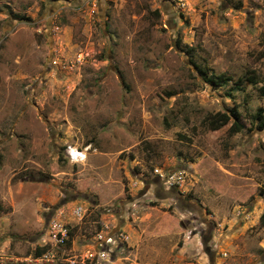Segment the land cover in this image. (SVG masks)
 <instances>
[{
    "label": "rangeland",
    "instance_id": "rangeland-1",
    "mask_svg": "<svg viewBox=\"0 0 264 264\" xmlns=\"http://www.w3.org/2000/svg\"><path fill=\"white\" fill-rule=\"evenodd\" d=\"M260 108L264 0H0V264L82 262L117 229L122 249L84 264H264Z\"/></svg>",
    "mask_w": 264,
    "mask_h": 264
},
{
    "label": "built area",
    "instance_id": "built-area-1",
    "mask_svg": "<svg viewBox=\"0 0 264 264\" xmlns=\"http://www.w3.org/2000/svg\"><path fill=\"white\" fill-rule=\"evenodd\" d=\"M97 150L91 143L83 146H75L73 144H67L64 149V153L68 161L72 164L85 163L91 154ZM156 176L166 185L168 188L175 187L184 182L185 173L183 171H175L171 173L164 172L163 170L156 168L154 170ZM84 211L83 208L78 206L74 210L75 217H82ZM103 231L110 230L108 226L101 224ZM49 236L52 238L54 246H64L67 244L70 237V230L65 223L52 219L49 222ZM128 242V236L125 231L121 229L107 231L105 237L98 242V250L92 254L90 252L84 255V259L93 258L95 261L108 262L111 260L114 250L122 249L123 244ZM75 260L74 258L63 259L56 250H45L39 255L35 254L27 258L29 264H62V261H66L67 264H84Z\"/></svg>",
    "mask_w": 264,
    "mask_h": 264
},
{
    "label": "trees",
    "instance_id": "trees-1",
    "mask_svg": "<svg viewBox=\"0 0 264 264\" xmlns=\"http://www.w3.org/2000/svg\"><path fill=\"white\" fill-rule=\"evenodd\" d=\"M156 14L158 12H155ZM200 73L202 76H204V79L206 82L210 83L213 86L220 87L223 85L228 84L230 81L235 83V88L236 89H241L244 85H257L259 83V79L257 74L254 71H250L249 74L245 77H241L238 79H233L231 77H227L224 74H219V75H212L208 76V73L204 70L200 69ZM235 119L237 118L236 114H233ZM255 118L258 121V128L259 129H264V114L262 112V109H258V111L255 114ZM234 132L239 131L242 126L240 125L239 121H235L231 127ZM3 211V208L0 206V213ZM44 251V248H37L36 254L39 255Z\"/></svg>",
    "mask_w": 264,
    "mask_h": 264
}]
</instances>
